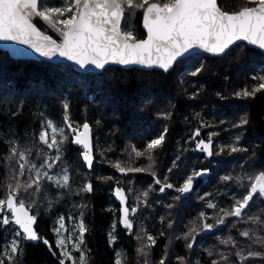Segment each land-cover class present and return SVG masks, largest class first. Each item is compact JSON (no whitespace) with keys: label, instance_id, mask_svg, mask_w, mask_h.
Instances as JSON below:
<instances>
[{"label":"trees","instance_id":"1","mask_svg":"<svg viewBox=\"0 0 264 264\" xmlns=\"http://www.w3.org/2000/svg\"><path fill=\"white\" fill-rule=\"evenodd\" d=\"M60 1L44 0L52 5ZM245 3L246 0H218L220 8L227 12L239 11ZM142 14V10H134L122 22L123 30L132 31L136 40L145 34ZM196 68L201 71L192 76ZM253 76H264V53L242 42L221 57L201 53L181 59L168 72L109 66L101 73H79L70 65L13 59L0 50V198L6 197L8 184L13 183L17 171L15 160L9 159L10 149H28L33 162H42L37 149L43 152L46 147L40 145L39 133L48 120L64 127L63 104L67 103L74 126L85 122L90 125L94 159L88 169L80 156L82 148L67 142L52 174L66 169L70 187L47 188L35 197L37 203L30 212H36L37 227L43 230L41 233L54 250L56 237L52 229L63 216L69 228L79 217L86 225L88 230L81 247L87 264H114L116 252L121 253V264H144L145 260L159 264L162 258L165 264H180L178 257H184L185 264H212L213 260L217 264H241L235 255L238 251L243 250L245 255L248 251L264 253V244L254 242L257 237L264 239V199L256 196L242 217H225L223 224H217L222 216L220 209L230 210L246 194L250 185L247 177L264 171V92L254 98L234 96L257 83ZM241 117L248 123L233 127ZM165 128V140L152 152L150 160L146 145ZM197 129L200 135L193 138ZM210 133H215L213 151L219 154L208 158L196 149V142L208 140ZM226 145L247 151L231 153ZM132 148L144 155L136 157ZM221 148L224 150L220 151ZM117 161L125 168L148 170L121 174L112 166ZM200 169H207L208 176L195 177L194 182L198 183L179 200L173 199L180 195L173 189L161 193L151 174L154 172L162 182L180 187ZM224 176L232 179L224 181ZM86 183L93 185V192L77 194ZM115 186L123 187L130 197V208L134 193L148 191L149 186L152 190L147 198L138 196L133 229L127 234L118 225L116 241L110 246L108 232L113 220L118 219V204L112 196ZM24 198L26 202L31 199ZM209 202L216 207L208 208ZM201 213L205 214L203 221ZM249 217L255 218V222ZM203 223L212 224V231H199ZM193 226L199 234L193 233L194 246L189 249L191 237L186 240L184 234ZM244 231L250 236H242ZM146 234L153 236L156 244L143 256L137 249L147 243ZM228 237H232L235 246L221 243ZM11 239L10 230L0 233V248ZM44 247L42 242H25V253L18 262L59 264V250L53 255ZM72 254L79 258V252ZM243 264H264V257L250 258Z\"/></svg>","mask_w":264,"mask_h":264},{"label":"snow or ice","instance_id":"2","mask_svg":"<svg viewBox=\"0 0 264 264\" xmlns=\"http://www.w3.org/2000/svg\"><path fill=\"white\" fill-rule=\"evenodd\" d=\"M248 4H255V6L250 7L247 6ZM134 10L143 12L146 39L136 40L132 31H124L122 28V22ZM33 17L56 28L63 38L62 43L57 44L56 41L38 31L32 22ZM0 40L27 44L43 57L58 54L79 65L81 69L94 66L95 69L103 70L109 64H117L125 67L140 65L168 72L174 62L190 50L202 49L204 52L221 55L237 41H247L248 44L264 50V0H246L245 6L233 13L222 11L218 7L217 0H62L59 6L47 4L44 0H0ZM130 41L134 42L130 43ZM200 71L201 68H196L191 75L196 76ZM252 79L257 83L251 89L245 88L235 92L236 98H254L258 93L264 92V76H253ZM63 110L64 127L48 120L39 133V143L46 147V151L43 152L37 149L36 154L42 156V162L39 164L33 162L29 158L31 152L28 149H17L15 146L10 149L9 159L15 160L17 171L13 176V183L8 184L6 197L0 198V233L10 230L12 239L6 246L0 248V264H23L22 261L18 262V258L25 253V242H42L53 255H56L55 250H59V256H57L59 264H66V261L71 264H87L86 253L81 247L88 230L83 220H80L77 228L65 236L67 231L65 217L60 216L57 219L52 229L56 237L54 250L49 240L35 230L37 218L30 214V210L37 203L35 197L42 194L45 189L70 187V177L66 169L52 174V170L58 166L57 162L62 159L63 145L70 141L74 145L82 146L80 156L84 164L89 169L93 166L90 125L85 122L80 126H74L68 115L67 103L63 104ZM247 123L248 120L241 117L239 124L233 127H241ZM166 132L167 128L147 143L145 152L148 153L150 160L152 152L162 146ZM199 135L200 132L197 129L193 133V138ZM213 135L215 133L209 134L207 142L203 140L196 142V149L209 157L219 154L213 151ZM239 139L240 137L237 136L236 140L239 141ZM225 147L231 153L247 151L235 145ZM223 150L221 148L220 151ZM49 152L55 154L49 156ZM132 152L136 157L144 155V152L136 148H132ZM173 165H176V161H173ZM112 166L121 174L148 170L139 167L125 168L119 161ZM168 171L171 172L172 169ZM206 172L207 169H202L192 173L180 187L162 182L156 178L154 172L151 174L154 183L160 185L161 193L166 189H173L180 194L173 199L179 200L180 196L190 192L194 178ZM107 179L111 180L112 177ZM222 179L229 181L232 177L224 176ZM247 179L250 185L246 194L238 198L230 210L220 209L222 216L217 220V224H223L225 217H242L245 209L250 206V202L256 196L264 199V171ZM167 180L166 176L165 181ZM93 190V185L86 183L77 194L92 193ZM151 190L149 186L148 191L140 193V196L147 198ZM114 195L120 200L121 208L118 219L113 220L111 231L108 232L110 246L116 241L115 230L118 225L128 231L133 229L129 216L130 213L135 214L137 211L135 207L130 209L127 206L126 195L122 188L114 189ZM25 196L31 197L30 201L26 202ZM143 202L142 200L141 203ZM80 207H87V205H80ZM207 207L215 208L216 205L209 202ZM200 218L203 221L205 214L201 213ZM249 219L255 222V218L249 217ZM68 220H72V217H68ZM213 227L212 224L203 223L199 231L211 230ZM193 233L199 234L195 226L184 234L186 240L191 237L187 244L189 249L194 246ZM241 235L249 237L250 233L244 231ZM146 240L147 243H142L137 249V252L143 256H147V249L156 244V239L151 235L146 234ZM254 242L264 244V239L257 237ZM221 243L235 246L232 237L221 240ZM69 245H71V251ZM73 252H79L78 259L73 256ZM235 255L241 264L250 258L264 257L262 252L248 251L245 255L243 250L236 252ZM115 256L114 264H121V253L116 252ZM177 259L180 264H185L184 257ZM222 259L226 258L222 257ZM144 264H148V261L145 260ZM159 264H165V260L162 258ZM212 264H217V261L213 260Z\"/></svg>","mask_w":264,"mask_h":264},{"label":"water","instance_id":"3","mask_svg":"<svg viewBox=\"0 0 264 264\" xmlns=\"http://www.w3.org/2000/svg\"><path fill=\"white\" fill-rule=\"evenodd\" d=\"M217 4H218V0H217ZM218 7H220L219 4H218ZM222 11H224V10H222ZM225 12H227V11H225ZM235 12H238V11H235ZM228 13H233V12H228ZM32 22L37 27L38 31H40L44 36H48L51 40L56 41L57 44L62 43V39L63 38H62L60 32H58L56 30V28L51 27L49 24L45 23L43 20H41V19H39L37 17H33L32 18ZM141 25H142V29H143L145 34H144V37L142 39H139V40L146 39V37H147L146 29H144V27H143V14H142V19H141ZM57 27H61V26L57 25ZM38 42L42 43L43 41H38ZM131 42H134V41H130V43ZM240 42L245 43L249 47L264 53V50H260L257 47L248 44L247 41H237L236 44L240 43ZM0 50L7 52L8 55L11 58H13V59H21V60L22 59L23 60L26 59V60H35V61H46V62H50V63H62V64L70 65L75 71H77L79 73H86V72L101 73L104 70V69L103 70L95 69L94 66H86V68L81 69L79 67V65H76L72 61H68L64 57H60L58 54H54L51 57H43V56H40L39 53L35 52L33 50V48H31L29 45H27V44H19V43L15 42V41H3V40H0ZM201 53H203V54H205V55H207L209 57H221V56H223L225 54L224 53V54H221V55H214L212 53L204 52L202 49H195V50H190L189 53H186L184 56L179 57L177 59V61H179L181 59H184V58H187V57H190L192 55L201 54ZM176 62H174L173 67L170 70H172L174 68ZM109 66H117V67H120L122 69L137 68V69H142V70H147V71H150V70H161V69H158V68H145V67L140 66V65H131V66L125 67V66L117 65V64H109V65L106 66V68L109 67ZM90 138H91V144H92V135H91V133H90ZM203 141L207 142L208 140H203ZM74 146L78 147V148L79 147L82 148V146H79V145H74ZM92 150H93V147H92ZM207 157L210 158L209 156H207ZM93 159H94V156H93ZM200 170H202V169H200ZM208 173H209V171L207 170L206 174L201 175V176H197L196 178H201V179L203 178L204 179V178H206L208 176ZM194 184H195V182L193 180L192 187L194 186ZM116 188H122L123 189V187L115 186L113 188V191H112V195L114 197V200L119 204V213H120L121 203H120V200L114 195V189H116ZM124 192H125V190H124ZM125 195H126V193H125ZM127 200H128V197L126 196V203H127ZM210 231H212V229L211 230H204L203 232L204 233H208Z\"/></svg>","mask_w":264,"mask_h":264},{"label":"rangeland","instance_id":"4","mask_svg":"<svg viewBox=\"0 0 264 264\" xmlns=\"http://www.w3.org/2000/svg\"><path fill=\"white\" fill-rule=\"evenodd\" d=\"M61 2H62V0H61L59 3L55 4V6H59V4H60ZM126 31H130V30L127 29ZM38 141H39V140H38ZM64 146H65V145H63L62 148H63ZM185 195H186V194H185ZM127 196H128V195H127ZM138 196H140V194H139L138 192H136V193L133 194V196H132V198H131V208H133V207L136 208V206L138 205V203H139V198H138ZM128 198L130 199V197H128ZM30 214L33 215L31 212H30ZM34 216H36V212H34ZM134 218H135V219H133V221H134V223H135V221H136V217H135V215H134ZM80 220H82L81 217H79L77 221H75V222H71V224H70V228H69L68 225L65 223V224H66V228H67V231L65 232V236H67V235L69 234V232H72L73 229L77 228L78 223L80 222ZM69 250H71V245H69Z\"/></svg>","mask_w":264,"mask_h":264},{"label":"flooded vegetation","instance_id":"5","mask_svg":"<svg viewBox=\"0 0 264 264\" xmlns=\"http://www.w3.org/2000/svg\"><path fill=\"white\" fill-rule=\"evenodd\" d=\"M200 140H205V139H200ZM199 141V140H198ZM126 193V192H125ZM113 196V195H112ZM127 196V195H126ZM128 197V196H127ZM113 199H114V197H113ZM115 201V200H114ZM115 203H117L116 201H115ZM127 203H128V200H127ZM118 204V203H117ZM127 206H128V204H127ZM130 208V207H129ZM131 209V208H130ZM119 215H120V213H119V204H118V217H119ZM129 218L131 219V221H132V223H133V214H131L130 213V216H129ZM38 223H37V221H36V223H35V225H34V228H35V230L41 235V236H43L44 237V235L41 233V231H43L42 229H40V228H38L37 225ZM121 229H124L122 226H119ZM125 231H126V233L128 234V233H130V231H128V230H126V229H124ZM34 244H36V243H34Z\"/></svg>","mask_w":264,"mask_h":264},{"label":"bare ground","instance_id":"6","mask_svg":"<svg viewBox=\"0 0 264 264\" xmlns=\"http://www.w3.org/2000/svg\"><path fill=\"white\" fill-rule=\"evenodd\" d=\"M196 179V178H195ZM195 182H197L196 180H195ZM198 183V182H197ZM151 192V191H150ZM153 192V191H152ZM185 196V195H184ZM44 248H46V247H44ZM46 250V249H45Z\"/></svg>","mask_w":264,"mask_h":264}]
</instances>
